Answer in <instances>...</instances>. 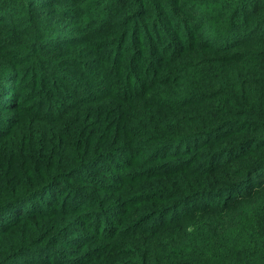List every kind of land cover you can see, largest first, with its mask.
<instances>
[{"label":"trees","instance_id":"1","mask_svg":"<svg viewBox=\"0 0 264 264\" xmlns=\"http://www.w3.org/2000/svg\"><path fill=\"white\" fill-rule=\"evenodd\" d=\"M243 1L86 0L87 35L37 42L63 0H0L33 57L0 107V264H264V0ZM83 40L103 64L71 86L46 53Z\"/></svg>","mask_w":264,"mask_h":264},{"label":"rangeland","instance_id":"2","mask_svg":"<svg viewBox=\"0 0 264 264\" xmlns=\"http://www.w3.org/2000/svg\"><path fill=\"white\" fill-rule=\"evenodd\" d=\"M86 0H63V2L59 3L58 7H54L51 3L48 4V6H39L38 10H42L44 12H39L37 15L38 18V24H45L50 25L49 28H42V26H37L39 30L42 33V36L40 34L39 40L46 39L48 42L53 41L55 39H63V35L66 37L68 36V33L71 32L73 28H81L74 31L75 33L73 35L81 36V35H87V29L85 28V22L87 21V15H83L84 12H81V15L76 13V5H83ZM248 0H244L243 2L246 3ZM27 3V2H25ZM85 5V4H84ZM208 6L211 8H214V6H217V3L210 2L208 3ZM250 6V4L247 5V7ZM17 6L12 5L9 9L11 11L15 9ZM60 10H58V8ZM67 9H70L68 12H66V15H63L62 12L66 11ZM195 10L199 11L198 8H195ZM101 9L99 5L91 7L90 13H98ZM7 12V10H6ZM37 12V11H36ZM228 15V12H219L217 17L213 18L212 20L215 22H218L220 25H223L225 23V16ZM19 17V16H17ZM16 17V18H17ZM4 18H7V16H4ZM15 22H18L14 19ZM247 27L250 25V20L248 18V22L246 23ZM19 24H16V26ZM36 27V26H34ZM11 29L9 28L6 30L5 23H0V76L6 75L7 71H10L11 73H14L15 71L19 70L20 74H15L12 77L3 76L0 77V107L4 105V103L7 104V102H11L14 100V96L12 91H14V86L22 81L21 72L24 70L25 67H28L33 60L32 55H29V51H27V48H21L19 51L16 50V45L25 43L29 38V33L27 32L25 34H18V36L14 39L10 38L12 36ZM8 34L6 37L4 35ZM53 35V38L51 36ZM46 37V38H44ZM87 38V37H86ZM261 48V47H259ZM72 50L71 47H68V49L65 50V48L60 47L56 51H48L46 54L48 55H54L57 56V59H59L58 62L54 63V65H58L63 67L64 72L68 73V71H65V69H69V78L68 83L70 85H74L72 82L75 79V77L80 76L81 79H86V76L84 75V67L85 69H90L91 65H101L103 64L101 53L98 51V48H95L89 44L87 40H83L82 42L77 44V51L80 53L79 58L76 57L74 54L70 55V51ZM28 56V58L26 57ZM15 58H18V60L15 61ZM37 58V57H36ZM77 59H79L81 62H77ZM82 66V67H81ZM74 69V70H73ZM104 70V68H101ZM60 83L67 82L66 80H59ZM6 86V87H4ZM5 111H0V116H5ZM3 119L0 118V122ZM0 128H3L7 125V123H4V125H1ZM9 125V123H8ZM232 164L228 165L227 167H230ZM262 173H264V167L261 169ZM233 174V173H232ZM231 174V175H232Z\"/></svg>","mask_w":264,"mask_h":264}]
</instances>
